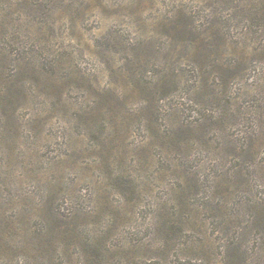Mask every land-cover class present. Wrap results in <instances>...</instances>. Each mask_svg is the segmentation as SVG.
<instances>
[{
  "label": "rangeland",
  "instance_id": "374dc122",
  "mask_svg": "<svg viewBox=\"0 0 264 264\" xmlns=\"http://www.w3.org/2000/svg\"><path fill=\"white\" fill-rule=\"evenodd\" d=\"M220 3V0H0V22L8 23L5 31L0 29V47L5 48L7 52L10 51L11 59L16 50L19 53L21 51L29 53L27 56L31 58L58 56L63 59L61 61L63 69L61 71L59 69L58 73L71 77L64 81L61 89L63 105L66 104V107L57 100V93L60 92L58 88L45 81L43 76L39 79L36 75L28 74L24 80L31 77L26 82L30 92L27 91V97L19 101L15 116L9 117L0 110V220L6 213L12 228L7 236L4 235L9 245L0 249V264H39L40 258H43L41 237L37 236L34 230L35 222L41 221L35 217L38 204L51 200L53 207L56 203L61 205L68 203V206L72 204L78 209L93 210L97 207L95 202L93 203L94 198H91L94 186L107 182L104 178L108 168L104 165L100 167L98 163L104 162L108 165L114 162L113 171L118 172V167L124 170L129 161L133 162V157L130 158L132 153L124 154L122 165L121 154L110 149L132 150L133 142L137 144L136 141L140 140L138 138L144 134L141 122L138 119L131 122V134L126 135L127 139L124 142L108 140L109 143L96 144L95 141L80 137L83 129L74 121L76 103L80 99H90L89 93L95 91L103 94L106 100L111 101L122 112L126 108L138 110L142 98L134 89L137 77H131L129 74L126 77L123 70L125 68L138 70L139 73H136L138 76L142 74L139 69L143 66H149V70H156L152 65L155 63L156 66L161 57L163 60V54L167 53L168 46L171 49L168 36L170 27L172 30L174 25L173 21L169 24L168 20L172 16L191 13L195 20L202 21L204 18L210 21L213 19V11L216 15H222L229 8L230 12L231 5L228 7ZM14 35L19 36L21 41L15 40ZM130 38H133L136 44L139 43L132 49H129L126 43ZM230 60V57H224L225 62ZM246 67L244 79L252 92L240 93L242 95L239 103L244 106L242 120L234 126H230L231 119L226 120V130L222 131V134L227 140L235 139L238 129L250 132L254 123L247 119L248 112H251L252 106L260 105L256 92L260 89L258 86L263 84H260L261 79H251V76L264 73V63H261L260 56H254L247 61L245 69ZM11 68L12 66L9 69ZM256 82L259 85H256ZM253 86L256 89H253ZM162 102L158 122L160 130L165 132L170 128L169 124L179 123L185 119L176 117V113L168 109L169 99ZM156 106L157 103L153 102L150 108L155 111ZM102 109V114L108 113L106 106ZM258 110L261 108L253 110L254 118L255 111L259 112ZM97 120L102 121L101 117ZM260 128L264 132V126ZM95 131L101 138L103 131L98 124ZM225 132L231 137H226ZM209 135L208 144L211 147L218 146L220 142L215 141L216 136L213 133ZM190 136L188 132L179 134V138ZM242 136L244 133L239 134V137ZM243 141L245 144L251 143L249 139L244 138ZM256 147V162L263 166L264 141L256 143ZM151 150L155 155L154 163L144 168L146 171L141 173L143 178L154 179L155 172L165 167L164 161L170 159L177 164L178 171L169 178L152 182L154 185L150 186L153 188L151 196L149 192L148 195L141 196V201L135 209L134 220L118 225V232L124 233L127 230L134 232L138 235L135 239L149 240L157 249L161 237L157 235L152 240L147 237L150 214L157 205L154 197L165 198L169 186L183 188L188 184L196 189L192 192L191 199L201 212L202 207L208 208L207 199L211 193L210 183L205 176L220 174L221 169L206 168L205 163L200 164L199 159L208 155L204 149L197 148L191 157H186V154L179 151H173L167 156L159 147H153ZM182 168L189 173L187 177L179 174ZM247 177L250 178L248 180L250 184L258 186L257 196L264 197V172L262 173L260 169L253 171L250 168ZM141 180L140 187L144 182L142 178ZM228 181L229 179L223 178L218 184L220 188L227 187L231 192L220 197L222 201L228 200V207L216 214L209 210L199 214L201 221L206 222L205 228L202 229L205 231L207 227L206 233L214 239L213 247L205 254L207 258L191 257L190 252L183 247L190 239L185 233L187 237L177 241L178 245L165 256L169 263L223 264L219 255L220 247L227 240L229 243L235 240L230 232L226 234L225 241H221V234L216 233L215 226L222 222L221 214L239 212L241 216L235 222L240 224L241 220L244 223L254 211L240 209L246 204L251 206L253 198L251 191L243 185H238L237 189L234 184L227 186ZM180 194L176 193L174 196ZM217 198L218 196L215 200ZM110 201L117 205L118 197H110ZM43 215L47 217L45 210ZM100 221L101 218H95L90 221V225L81 223L80 226L86 233H95L100 229L98 224ZM231 230L234 231L232 228ZM243 236V245L238 250L240 252L245 250L247 254L238 256L241 264H264V229L249 227L244 230ZM115 240V237L110 238L111 242ZM60 242L63 245L61 236L51 234L49 244L61 246ZM1 244L5 245L3 242ZM259 247L262 250H258ZM76 256L78 255L76 254L74 258ZM59 257L65 258L63 255ZM132 257L140 258L145 264H160L159 259L163 258L158 253L148 250L135 253ZM201 259L202 263L199 262Z\"/></svg>",
  "mask_w": 264,
  "mask_h": 264
},
{
  "label": "trees",
  "instance_id": "16d2710c",
  "mask_svg": "<svg viewBox=\"0 0 264 264\" xmlns=\"http://www.w3.org/2000/svg\"><path fill=\"white\" fill-rule=\"evenodd\" d=\"M220 2L221 5H228V7L231 5L230 12L229 8L222 15H216L213 11V19L210 21L204 18L202 21L195 20L191 13L172 16L168 20L169 24L173 21L174 25L172 30L170 27L168 36L171 49L168 46L167 53L163 54V60L161 57L156 62V66H154L155 63L152 65L156 70H149V66H143L139 69L142 76H138L136 74L138 70L124 67L126 77L128 74L131 77H137L134 89L137 94H141L142 98L138 110L132 111L126 108L122 112L119 107L106 100L103 94L95 91L89 93L90 99H80L76 103L74 121L83 129L80 135L82 139L88 138L96 144H105L110 141L124 142L131 134V122L136 119L141 122L144 134L138 138L140 140L136 141L137 144L133 142L132 150L110 149L121 154L120 161L123 160L124 154L132 153L130 158L133 157V162L129 161V165H126L124 170L118 167L119 171L114 172V162L108 165L104 162L98 163L100 167L106 166L108 171L104 178L107 182L95 184L94 192L91 194V198H94L93 203L97 205L95 209H78L72 204L68 206V203L66 205L56 203L53 207L51 200L37 205L35 217L41 221L35 222L34 230L35 234L41 237V251L44 254L39 264H78L77 262L80 264H145L140 258L132 257L133 254L143 250L162 256L163 258L159 259L160 264H171L165 256L178 245L177 241L187 237L185 233L190 239L183 247L190 252L191 257L207 258L205 254L213 247L214 239L206 233L207 227L205 231L202 229L205 228L206 222L201 221L199 214L208 210L216 214L228 207V200H220V197H224L225 194H231L227 187L224 189L218 185L223 178L229 179L227 186L234 184L237 189L238 185H243L251 191L253 196L251 206L246 204L240 208L245 211L254 210L244 223L242 220L240 224L235 222L241 216L239 212L225 213L221 214L222 222L215 226L216 233L221 234V241H225L228 232L235 240L231 243L227 240L223 246L221 245L219 255L222 263H242L238 256L247 252L245 250L240 252L238 249H241L243 245L244 230L249 227L264 229V197L257 196L258 186L254 183L250 184L248 182L250 178L247 177L250 168L253 171L260 169L262 173L264 172V165L259 166L256 162V143L264 141V132L260 128L264 126V78H259L264 77V73L251 76V79H261L260 84L263 85L258 86L260 89L256 92L260 105L252 106L251 112H248L247 119L254 123L250 132L238 129L235 139L227 140L222 131L226 130L227 119H231L230 126L242 120L244 106L239 103L242 95L240 93L252 92L248 85L246 86L247 82L244 79L247 61L254 56H260L261 63H264V0H220ZM7 24L5 21L0 22V29L5 31ZM10 38L12 39V36ZM13 38L21 41L19 36L14 35ZM126 43L129 49L139 44H136L133 38L128 39ZM28 54L25 51L19 53L16 50L11 59L10 51L7 52L5 48L0 47V110L9 117L15 116L19 101L26 98L30 92L26 82L31 77L24 80L28 74L36 75L39 79L43 76L45 81L58 88L60 92L57 93V100L64 106L61 89L64 81L71 77L58 73L59 69L60 71L63 69L61 67L63 59L58 56L44 59L31 58L27 56ZM226 56L231 58L229 62L224 61ZM10 66H12L11 69H9ZM256 85L259 83L256 82ZM134 89L133 92H135ZM253 89L256 87L253 86ZM166 99H169L168 109L176 113V117L185 120L169 124L170 128L164 132L160 130L158 120L161 102ZM153 102L157 103L155 111L150 108ZM104 106L107 107L108 113L104 111L105 114H102ZM257 108L261 110L255 111L254 118L253 110ZM99 117L102 119L101 122L97 120ZM97 124L103 131L101 138L95 134ZM184 132H188L191 135L190 138H179V134L182 135ZM210 133L216 136V142H220L218 146L211 147L208 144ZM241 133H244V136L239 137ZM225 136L231 137L226 132ZM244 138L249 139L251 143L245 144ZM153 147L161 148L162 153L167 156L173 151H179L186 154L187 156L184 155L186 157L194 156L197 148L204 149L208 155L199 159L200 164L205 163L206 168L221 169L220 174L205 176L210 183L211 193L207 199L208 208L202 207L201 212L191 199L192 192L196 189L188 184L183 188L169 186L165 198L154 195L157 205L153 207L150 214L147 237L150 240L157 235L161 237L157 249L149 240L135 239L138 235L134 232L129 230L124 233L118 232V225L134 220L135 209L141 201V196L148 192L151 196L153 188L150 186L154 185L152 182L169 178L171 174L178 171L177 164L170 159L164 161L165 167L155 172L154 179L143 178L141 173L146 171L144 168L154 163L155 155L151 150ZM121 164L123 165L122 161ZM181 173L185 177L189 175L184 168L179 170V174ZM141 178L144 181L142 187H140ZM173 193L181 194L174 196ZM110 197H118L117 205L111 203ZM44 210L47 217L43 215ZM1 217L7 221L0 220V249L9 245L4 235L7 236L8 232L12 231L8 215L4 213ZM95 218H101L98 222L100 226L98 232L83 231L80 224L90 225V221ZM115 231L118 234L115 235ZM51 234L61 236L63 245L61 242V246L49 244ZM113 237L116 240L111 242L110 238ZM76 250H78L77 253ZM258 250L262 248L259 247ZM76 254L78 256L74 258ZM59 255L65 258H60ZM199 262L202 263L203 260Z\"/></svg>",
  "mask_w": 264,
  "mask_h": 264
}]
</instances>
